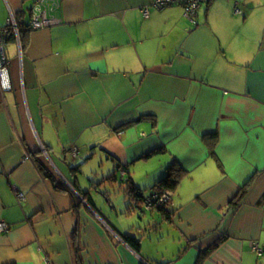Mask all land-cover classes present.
<instances>
[{
    "label": "crops",
    "instance_id": "crops-1",
    "mask_svg": "<svg viewBox=\"0 0 264 264\" xmlns=\"http://www.w3.org/2000/svg\"><path fill=\"white\" fill-rule=\"evenodd\" d=\"M32 1L0 0L1 27L25 24L0 89V264H264V0H206L196 24L155 0H62L42 31ZM77 171L131 178L136 223L75 194Z\"/></svg>",
    "mask_w": 264,
    "mask_h": 264
},
{
    "label": "built area",
    "instance_id": "built-area-1",
    "mask_svg": "<svg viewBox=\"0 0 264 264\" xmlns=\"http://www.w3.org/2000/svg\"><path fill=\"white\" fill-rule=\"evenodd\" d=\"M202 1L203 0H155L153 6L161 9L165 4L184 2L186 4V17L192 20L196 10L199 7V3ZM61 2L62 0H40L32 9L30 29L32 31H42L61 24V21L56 19L53 15L61 5ZM8 32H12L14 34L17 42L19 43L20 53H22V44L20 40L21 27L19 21L12 12L10 13L6 25L4 27L0 26V49H4L7 45V42L9 40ZM0 89L3 93L13 90L8 63H0ZM43 151L44 153H46L45 148H43ZM25 160H29V158H26ZM170 197L171 193H165L159 196L157 195L154 199H150L149 205L158 209L162 208L169 202ZM18 199L23 200L24 195L19 193ZM9 230L10 225L5 221H1L0 234L7 233L9 232ZM255 252L258 256H262L264 254L262 250H259L257 248H255Z\"/></svg>",
    "mask_w": 264,
    "mask_h": 264
},
{
    "label": "trees",
    "instance_id": "trees-1",
    "mask_svg": "<svg viewBox=\"0 0 264 264\" xmlns=\"http://www.w3.org/2000/svg\"><path fill=\"white\" fill-rule=\"evenodd\" d=\"M40 0H37L34 5H33V8L36 6V4L39 2ZM206 2V0H203L202 2L199 3V7L198 9L196 10L195 12V15L193 17L192 20L188 19L189 22H191L192 24H196V16H197V13L202 5V3ZM171 6H182L184 7L185 11H186V4L184 2L182 3H179V2H176V3H169V4H165L161 10L167 8V7H171ZM61 5L59 6V8L57 9L56 12L59 11ZM155 7V6H154ZM32 8V9H33ZM156 9H160V8H157L155 7ZM56 14V13H54ZM53 14V15H54ZM20 23V22H19ZM23 25L25 24H22L20 23V27H21V32H22V27ZM11 37H9L10 39L12 38H15L14 34L11 33ZM22 35V34H21ZM211 148V151L213 152V148ZM122 169L125 170V168L121 167ZM76 170V169H75ZM186 172L182 169H180L179 167H177L176 164L172 165L170 167V169L168 170V173L166 175V177H164L163 179H161L160 181L157 182V185L155 186V188L157 189V191H159L157 193V195H163L165 193H172L174 192L178 185L180 184L181 180L185 177V174ZM49 176V175H47ZM94 180H92L93 182ZM122 183V185L119 186V183L120 182ZM127 182L124 183V181H121L119 179H117V176L115 174H110L108 177H104L101 184H104L105 185V188H110V189H113L115 188L114 186H119L120 188V192H122V189L123 192L125 193V195L130 199L131 201V205H130V208H133L134 205H137L139 203H146V200H147V197L144 196V193L142 192V190H140L135 184L134 182L131 180V178H128V180H126ZM125 185V188L124 186ZM76 191L82 196V198L86 199L85 196H90L89 195V192L88 191H80L78 190L76 187H75ZM111 194H105V197H106V200H107V203H109L110 205H112V199H111ZM86 202L88 205H90L93 209L95 210H98L97 207L95 206L94 202L92 201L91 198H89L88 200L86 199ZM133 202V204H132ZM116 208V207H115ZM160 209H163L160 208ZM100 210H98L99 212ZM128 212H130L128 210ZM125 215V213H124ZM122 238L123 240L125 241V243H127V245H129L132 249H134L136 252H139L140 251V240L138 238H135L134 236H132L131 234H124L122 235ZM81 262V261H80Z\"/></svg>",
    "mask_w": 264,
    "mask_h": 264
},
{
    "label": "rangeland",
    "instance_id": "rangeland-1",
    "mask_svg": "<svg viewBox=\"0 0 264 264\" xmlns=\"http://www.w3.org/2000/svg\"><path fill=\"white\" fill-rule=\"evenodd\" d=\"M28 1V0H27ZM32 0H30V2H31ZM33 3V1L31 2V4ZM32 8H33V6H32ZM26 12V15L24 16V18H26L27 20L26 21H28V22H30V19H29V17H30V15H29V11L28 10H26L25 11ZM21 38V37H20ZM84 167V164H81L80 165V167H79V169L81 170V168H83ZM90 170V168H88V169H85V173H86V171L88 172ZM78 175H80V176H85V179L82 181V186L85 188V189H87L88 190V192H89V195H91V196H93V198L94 199H98L100 202H101V204H103L104 206H106V208H109V209H111V206H110V204L109 203H107V200H106V197H105V194L107 193L108 195L109 194H111V199H112V203L116 206V210L118 209V211L119 212H121V214L122 215H120L119 217H121V216H124V213H125V215H127V216H129V215H131V214H133V212H135L136 211V206L133 204V202H132V204L134 205L133 207L134 208H130V205H131V201H130V199L125 195V193L123 192V190L124 189H122V192H120V188H119V186L120 185H122V183L120 182L119 183V186H114L115 188H113V189H108V188H105V186H103L104 184H101V183H103L102 182V176H101V178H99V179H94V178H90V179H86V175H88L87 173H86V175L84 174V172L83 171H77L76 172ZM109 175H105V176H103V177H108ZM126 176V175H125ZM119 179L121 180V178L119 177ZM92 180H94L93 182H92ZM128 180V179H127ZM122 181V180H121ZM127 181L126 180H124V183H126ZM124 186V188H125V185H123ZM86 190V191H87ZM75 192V191H74ZM75 194H76V192H75ZM107 211H108V209H106ZM128 210L130 211V212H128ZM122 219L121 220H123L124 222H126L127 223V225L129 226V228H131L132 227V225L134 224V223H136V221L135 222H133V220L132 219H130V217L129 218H127V217H121ZM114 219V218H113Z\"/></svg>",
    "mask_w": 264,
    "mask_h": 264
},
{
    "label": "water",
    "instance_id": "water-1",
    "mask_svg": "<svg viewBox=\"0 0 264 264\" xmlns=\"http://www.w3.org/2000/svg\"><path fill=\"white\" fill-rule=\"evenodd\" d=\"M6 61H8L7 60V55H6V51H5V48L4 49H0V63H5ZM48 155V154H47ZM81 199H83L82 198V196L77 192L76 193ZM122 241H123V239L122 238H120ZM123 242H125V241H123ZM125 244H127V243H125ZM146 263V262H145Z\"/></svg>",
    "mask_w": 264,
    "mask_h": 264
}]
</instances>
